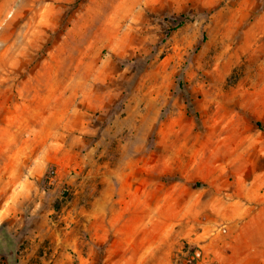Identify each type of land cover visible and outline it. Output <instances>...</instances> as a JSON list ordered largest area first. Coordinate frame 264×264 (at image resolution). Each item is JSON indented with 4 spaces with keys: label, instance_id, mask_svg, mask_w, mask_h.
<instances>
[{
    "label": "rangeland",
    "instance_id": "374dc122",
    "mask_svg": "<svg viewBox=\"0 0 264 264\" xmlns=\"http://www.w3.org/2000/svg\"><path fill=\"white\" fill-rule=\"evenodd\" d=\"M0 264H264V0H0Z\"/></svg>",
    "mask_w": 264,
    "mask_h": 264
},
{
    "label": "built area",
    "instance_id": "2783aa9c",
    "mask_svg": "<svg viewBox=\"0 0 264 264\" xmlns=\"http://www.w3.org/2000/svg\"><path fill=\"white\" fill-rule=\"evenodd\" d=\"M195 254H196V253L194 252V255H195ZM192 260H194V256H192V257H191V259H190V260H188L187 262H189V263H190Z\"/></svg>",
    "mask_w": 264,
    "mask_h": 264
},
{
    "label": "trees",
    "instance_id": "16d2710c",
    "mask_svg": "<svg viewBox=\"0 0 264 264\" xmlns=\"http://www.w3.org/2000/svg\"><path fill=\"white\" fill-rule=\"evenodd\" d=\"M191 253V252H190ZM194 253V252H193ZM192 257V256H191Z\"/></svg>",
    "mask_w": 264,
    "mask_h": 264
}]
</instances>
